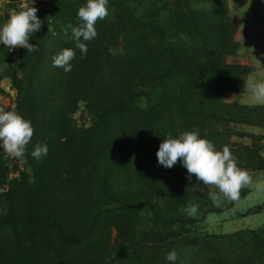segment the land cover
Here are the masks:
<instances>
[{
  "label": "rangeland",
  "instance_id": "1",
  "mask_svg": "<svg viewBox=\"0 0 264 264\" xmlns=\"http://www.w3.org/2000/svg\"><path fill=\"white\" fill-rule=\"evenodd\" d=\"M32 3L43 24L30 43L44 48L0 43V108L21 115L17 83L40 56L55 82L56 110L45 116L59 120L49 132L37 108L25 155L0 148V264H170L172 250L175 264H264V105L248 106L249 76L264 79V0H108L83 57L67 25H79L87 0H0V25ZM188 11L212 26L233 23L234 49L215 67L189 56L201 43ZM64 48L76 53L67 73L52 64ZM220 79L225 109L207 97ZM195 130L217 150L228 146L252 177L236 201L214 204V186L189 180L179 161L158 163L163 139ZM37 144L48 147L39 160L31 155ZM193 204L194 216L185 211Z\"/></svg>",
  "mask_w": 264,
  "mask_h": 264
},
{
  "label": "clouds",
  "instance_id": "2",
  "mask_svg": "<svg viewBox=\"0 0 264 264\" xmlns=\"http://www.w3.org/2000/svg\"><path fill=\"white\" fill-rule=\"evenodd\" d=\"M108 0H87L86 5L79 7L77 12L78 26L71 23L75 41V48L80 50L81 56L86 55L88 48L86 42L97 36L96 23L108 16ZM38 9L32 3L25 4L24 8L11 15L7 22L0 25V43L9 50L22 47L27 52L39 51L37 44L30 43V37L41 29L43 21L37 16ZM109 51L115 55L114 49ZM76 53L73 48H64L52 58L53 67H59L64 72L71 71L70 63ZM260 62V61H259ZM250 92L249 107L264 105V79H257L255 75L248 78ZM236 96V95H233ZM34 129L31 122L15 111H5L0 108V148L7 157L22 158L26 147L31 142ZM48 152L47 145L37 144L31 155L39 160ZM157 161L165 168H172L178 161L187 170L188 179L195 176L196 180L206 186H214L217 192H210L209 198L214 204H219L221 196L230 201L239 198L240 190L252 184V177L246 169L238 167L236 158L228 146L217 150L215 145L202 138L198 130L184 131L178 138L163 139L156 151ZM257 190L264 192V185H257ZM198 205H190L185 211L195 215ZM166 260L175 264L177 253L175 250L166 254Z\"/></svg>",
  "mask_w": 264,
  "mask_h": 264
},
{
  "label": "trees",
  "instance_id": "3",
  "mask_svg": "<svg viewBox=\"0 0 264 264\" xmlns=\"http://www.w3.org/2000/svg\"><path fill=\"white\" fill-rule=\"evenodd\" d=\"M181 16V15H179ZM179 16L176 17L177 21H181ZM186 16V17H185ZM187 22V24L192 25L191 30L195 33L194 35L198 37L199 42L201 43V51L200 53L194 52L193 54L190 53V57L194 56H204L205 61L208 62V65L211 67H215L216 63L220 62V56L223 53H229L231 52L234 47V42L230 38V31L233 27V23L229 21L230 23H226L225 20L223 23L225 24L223 28L212 26L210 23H208V19L203 14L198 13L197 11H188L187 14L183 16ZM185 22V21H184ZM232 25V26H231ZM191 32V31H190ZM44 38V37H43ZM210 41V42H209ZM45 44V43H44ZM44 44L40 46L39 49L44 48ZM43 55V50H42ZM39 59V60H38ZM42 57L37 56L34 60L29 62L27 64L26 68H23V78L25 79L24 83L21 81V83H17V85L22 86L19 87L21 94V100H22V106L24 110H21V116L25 119L29 120L31 122L32 127L35 123V127L37 126V121L40 120V118L37 117V108L40 109L44 116L46 110H56L55 107L52 106V100H53V91L50 87L51 84H54V76L47 77L44 68L41 66L40 60ZM228 69H224L226 71L232 72V70L236 71L239 70L237 67L232 66H226ZM76 73H78V68H75ZM209 70H206V79H209L208 81L214 82L217 78V74L214 71L208 72ZM81 71H79L80 73ZM81 80H80V88L84 87L85 85V74H81ZM198 79H202L201 77L196 78V81ZM191 80H189L190 82ZM207 83V82H206ZM216 97L213 96L215 94L210 92L208 93L207 97L210 98L211 103H213L215 106L220 105L219 108L225 109L227 105L223 102H217V97L219 100V93L221 91V86L225 83L224 79L217 80L216 82ZM220 83V87L218 86ZM200 84V83H199ZM78 86V87H79ZM18 87V86H17ZM78 87H75V92L77 93ZM79 88V89H80ZM18 89V88H17ZM193 87H189V90L193 91ZM78 97V95H77ZM19 104V105H21ZM39 113V112H38ZM46 120L48 121L46 126H49V132L52 131V129L55 127L56 122L59 120L56 118L55 115H52V113L45 116Z\"/></svg>",
  "mask_w": 264,
  "mask_h": 264
}]
</instances>
